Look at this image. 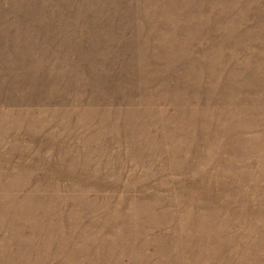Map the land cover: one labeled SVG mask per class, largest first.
Returning a JSON list of instances; mask_svg holds the SVG:
<instances>
[{
	"label": "rangeland",
	"instance_id": "374dc122",
	"mask_svg": "<svg viewBox=\"0 0 264 264\" xmlns=\"http://www.w3.org/2000/svg\"><path fill=\"white\" fill-rule=\"evenodd\" d=\"M0 264H264V0H0Z\"/></svg>",
	"mask_w": 264,
	"mask_h": 264
}]
</instances>
